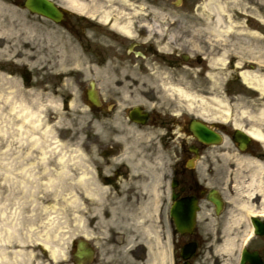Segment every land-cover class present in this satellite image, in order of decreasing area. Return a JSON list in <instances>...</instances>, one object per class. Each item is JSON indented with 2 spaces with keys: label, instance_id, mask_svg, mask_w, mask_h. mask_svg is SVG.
<instances>
[{
  "label": "rangeland",
  "instance_id": "374dc122",
  "mask_svg": "<svg viewBox=\"0 0 264 264\" xmlns=\"http://www.w3.org/2000/svg\"><path fill=\"white\" fill-rule=\"evenodd\" d=\"M0 1L8 11L2 23L19 28L21 21L25 29L20 36L23 48H17L12 41L7 43L6 53H0V238L8 226L12 229L11 239L0 241L6 255L0 258V264H26L28 255L39 251L38 243L50 255L53 249H62V255H51L52 258L67 257L73 234L84 229L86 219H90L86 202L77 208L73 205L76 194L82 197L89 159L96 160L99 152L96 144L89 148L92 140L88 138L117 133L120 141L110 139L121 144L133 137L124 127H115L109 134L98 132V127L89 121L83 95L91 76L85 48L89 24H128L139 30L142 38H154L156 47L165 55L174 52L207 56L211 65L205 72L196 64L180 62L170 68L167 63L155 62L142 68V79L157 89L158 95L163 94L165 104L184 110L188 116L202 115V111L217 113L224 108L239 123L246 121L241 117L243 113L253 114L248 121L264 129V92L243 84L240 75L244 71L264 75V55L253 58L244 50L240 51L243 55L238 52L239 44L246 49L255 45L264 50V0H217L224 8V19L218 24L223 30L221 35L214 31L217 26L211 7H206L208 0H195L192 9L191 0H77L85 5V12L66 6L65 0H53L75 15L76 35L21 8L18 4L22 0ZM104 14L108 21L102 18ZM228 26L231 29L226 32ZM25 48L33 52L29 59L11 56L14 49ZM231 76L237 79L231 81ZM174 87L193 94V102ZM217 99L223 100L225 106L217 107ZM22 106L34 111L27 120L16 115ZM45 118L46 124L38 125ZM46 126L51 136L44 135ZM36 138H41L39 145L33 144ZM142 152L139 143L123 151L133 153L132 160L140 158ZM61 170L65 171L61 177L49 181ZM155 211H145L149 213L146 224L154 220ZM228 241L231 252L219 248L220 264H233L236 250L243 243L241 239ZM19 250L22 256L14 257ZM36 257L40 259L41 255Z\"/></svg>",
  "mask_w": 264,
  "mask_h": 264
},
{
  "label": "flooded vegetation",
  "instance_id": "af4514ba",
  "mask_svg": "<svg viewBox=\"0 0 264 264\" xmlns=\"http://www.w3.org/2000/svg\"><path fill=\"white\" fill-rule=\"evenodd\" d=\"M62 22L76 35L73 16ZM129 29L89 24L85 96L98 132L124 127L133 137L122 145L111 141H120L117 133L88 138L99 152L89 159L82 197L76 194L73 205L86 202L90 219L73 234L67 257L52 258L38 243L26 264H220L219 248L229 239L243 240L246 251L241 262L239 247L233 264H264V143L251 134L253 114L243 113L239 123L230 110L188 116L165 104L142 79V68L182 62L205 72L211 63L207 56L165 55L154 38ZM134 143L144 151L136 160L123 153ZM149 209L156 217L146 224Z\"/></svg>",
  "mask_w": 264,
  "mask_h": 264
},
{
  "label": "bare ground",
  "instance_id": "6f19581e",
  "mask_svg": "<svg viewBox=\"0 0 264 264\" xmlns=\"http://www.w3.org/2000/svg\"><path fill=\"white\" fill-rule=\"evenodd\" d=\"M67 1V2H66ZM210 1V3L208 4L209 7L212 8V16L214 17V21H215V25L217 26V28H215V32L218 35H221V31L223 32V30L219 29L218 24H220L223 19H224V15L222 14L224 11L223 5L221 4V2L219 3L217 0H208ZM65 5L72 8L75 11L78 12H85V5L83 3H81L80 1L77 0H65ZM214 9V10H213ZM8 15V11H7V5L5 3H3L2 1H0V53H6L7 51V43H12V41H14L13 44H16L18 47L17 48H23L24 47V41L20 38V36L22 35V33L25 31L24 28H22V24L21 21H19V28H11V27H6L3 23H2V18ZM105 21H108V15L104 14L102 17ZM114 25H116V23H114ZM119 25V24H118ZM125 28L128 26L127 24H122ZM123 28V27H122ZM152 29V28H151ZM229 29H231L230 26H228L225 31L227 32ZM126 31V30H125ZM154 31L160 33V30L154 29ZM239 51H245L248 52V55L253 57V58H259L262 55H264V50L262 47L258 48V46H253L252 48L246 49L244 47L241 46V44H239L238 46ZM241 55H243L242 52H240ZM21 55V57L25 60L29 59L30 57H32L33 52H31L28 48H25L24 50H15L12 52L11 56H18ZM22 61V60H21ZM241 76L244 82H246L247 84L258 88L261 92H264V75H260V74H256V73H251L248 71H244L241 72ZM174 90L177 91V93L181 96L186 97L189 102H193V99L195 98V96L191 93H189L186 90H183L182 88H173ZM22 94V90H20ZM225 102L221 99H217V106H225ZM32 113H34V111L29 110L27 107L22 106L20 108V110H17L16 115L17 116H22V119L27 120L28 119V115H31ZM260 117V116H258ZM46 118L43 119L42 122H40L38 125H40L41 123H45ZM46 124V123H45ZM36 126V124H35ZM45 136H51L50 133V129L48 128V126L45 127L44 131H43ZM251 133L254 136H257L259 138H261L262 140H264V135L261 134L260 129L258 128H253L251 129ZM41 143V138H36L33 142V144L35 145H39ZM62 158H60L61 160ZM65 173L64 170H61L59 172H57L55 175H53L49 181L54 182V180L56 178L61 177L63 174ZM22 182H26L24 180H22ZM6 233L0 238V241H5V240H9L11 238V234H12V229L8 226L7 230H5ZM223 248L225 247V249H230L231 248V244L228 240L225 241V243L222 246ZM61 248L57 247L56 249H53V254L55 252H61ZM3 249H0V258L2 257H6L5 253L3 252ZM22 256V252L19 250L18 252L14 253V257H20Z\"/></svg>",
  "mask_w": 264,
  "mask_h": 264
},
{
  "label": "water",
  "instance_id": "95a60500",
  "mask_svg": "<svg viewBox=\"0 0 264 264\" xmlns=\"http://www.w3.org/2000/svg\"><path fill=\"white\" fill-rule=\"evenodd\" d=\"M32 13H37L58 22L61 18L60 10L50 0H24L22 4Z\"/></svg>",
  "mask_w": 264,
  "mask_h": 264
}]
</instances>
